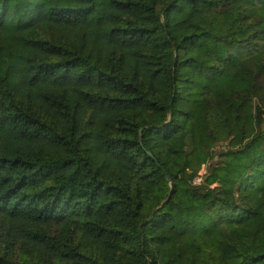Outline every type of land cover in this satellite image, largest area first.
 <instances>
[{
	"label": "trees",
	"instance_id": "1",
	"mask_svg": "<svg viewBox=\"0 0 264 264\" xmlns=\"http://www.w3.org/2000/svg\"><path fill=\"white\" fill-rule=\"evenodd\" d=\"M0 264H264V0H0Z\"/></svg>",
	"mask_w": 264,
	"mask_h": 264
},
{
	"label": "rangeland",
	"instance_id": "2",
	"mask_svg": "<svg viewBox=\"0 0 264 264\" xmlns=\"http://www.w3.org/2000/svg\"><path fill=\"white\" fill-rule=\"evenodd\" d=\"M203 173H204V171H201V173H200L196 178H202V179H203V176H202ZM196 178H195V179H196ZM201 182H202V181H201ZM201 182H200V183H201ZM197 183H199V182L197 181Z\"/></svg>",
	"mask_w": 264,
	"mask_h": 264
},
{
	"label": "built area",
	"instance_id": "3",
	"mask_svg": "<svg viewBox=\"0 0 264 264\" xmlns=\"http://www.w3.org/2000/svg\"><path fill=\"white\" fill-rule=\"evenodd\" d=\"M197 181L200 183L201 181H203V179L202 178H196L195 182L197 183Z\"/></svg>",
	"mask_w": 264,
	"mask_h": 264
}]
</instances>
